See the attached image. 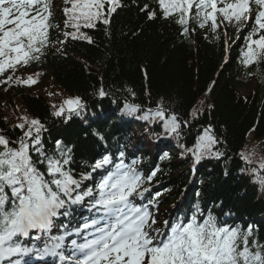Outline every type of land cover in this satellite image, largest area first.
<instances>
[{
  "label": "trees",
  "instance_id": "trees-1",
  "mask_svg": "<svg viewBox=\"0 0 264 264\" xmlns=\"http://www.w3.org/2000/svg\"><path fill=\"white\" fill-rule=\"evenodd\" d=\"M145 5L147 9L141 11ZM59 6L51 8L54 26L49 30L51 43L46 54L39 62L15 72L22 78L27 76L18 72L38 73L37 83H0V130L13 142L11 146L15 147L22 135L16 127L20 117L39 118L47 129L42 133L45 149L51 154L57 140L71 147L70 167L79 180L98 156V141L112 144L118 132L108 117H101L104 123L95 121L87 129L77 118L64 121L52 115V105L61 95L80 96L88 103L86 107L95 108L97 114L108 111H99L101 105L122 110L126 103L139 105L137 113L144 114V110L154 109L162 101L181 122L179 135L173 133L170 138L184 152L181 158L174 154L161 157V172L151 182L160 179L173 189L160 197V207L165 210L182 184L189 181L192 149L201 127L211 125L219 141L212 151L223 155H201L202 161L192 177L196 178L194 185L183 204L188 207L199 189L205 201L218 202L235 216L249 218L239 229L247 231L251 227L252 238L264 243V183L251 172L264 159V61L247 68L241 63L252 23L246 27L224 23L218 29V38L207 28L192 23L195 31L185 36L174 19L163 18L157 0H121L109 25L97 23L95 28L81 29L94 43L69 37L61 45L58 41L65 40V16ZM152 11L156 16L149 19ZM58 48L62 51L58 52ZM4 78L0 76V80ZM250 79L255 81L254 88L241 95L240 86ZM101 88L107 95L97 99ZM241 153L249 156L251 165L241 158ZM32 156L40 159L34 152ZM38 167L44 171L42 165ZM198 178H202L199 185L195 183ZM6 191L10 197V189Z\"/></svg>",
  "mask_w": 264,
  "mask_h": 264
},
{
  "label": "snow or ice",
  "instance_id": "snow-or-ice-1",
  "mask_svg": "<svg viewBox=\"0 0 264 264\" xmlns=\"http://www.w3.org/2000/svg\"><path fill=\"white\" fill-rule=\"evenodd\" d=\"M64 3L65 40L58 41L61 45L69 37L94 43L81 29L95 28L97 23L109 25L113 13L121 6V0H64ZM157 3L163 18L174 19L185 36L195 31L192 23L207 28L213 35L218 34L224 23L243 27L252 23L245 37L241 63L247 68L264 61V0H157ZM155 16V11L148 13L149 19ZM51 18V0H0V76L5 77L0 83L25 86L37 83L38 73L22 78L15 76V72L39 62L46 54L51 43L49 30L54 26ZM9 72L12 74L5 76ZM98 94L107 95L103 88ZM52 107L55 108L52 115L67 120L79 115L86 104L77 95L67 96L59 106ZM124 110L135 113L141 109L139 105L126 103ZM141 118L162 121L169 134L179 135L181 122L162 101L154 109L144 110ZM20 121L16 127L22 130V135L15 147L0 134V260L7 258V264H21L33 252L38 256L51 253L63 257L65 239L75 236L70 246L72 256L77 257L76 264H264V243L252 238L251 227L241 231L211 213L205 216L199 205L194 206L190 217L173 222L166 231L153 229L155 219L150 205L137 206L133 201L148 191L143 185L152 181L155 171L145 177L134 166L136 162L125 165L121 159L114 163L110 155L104 154L90 165L91 172L82 174L78 180L70 167L72 148L57 140L55 151L49 154L42 140V133L47 131L45 124L39 118L27 116L20 117ZM218 142L209 125L192 149L196 160L204 153L223 155L212 151ZM33 152L40 157L38 161L33 159ZM120 155L123 157V153ZM241 158L252 164L248 155L241 153ZM251 172L264 183V159ZM94 174H99L100 179L83 190L82 181ZM85 199L89 200L90 216L72 232L64 227L60 234L48 235L55 228V219L69 214L64 211L66 206ZM32 231H37L39 237L47 236L43 249L29 248L20 242ZM23 264L28 262L25 260Z\"/></svg>",
  "mask_w": 264,
  "mask_h": 264
},
{
  "label": "rangeland",
  "instance_id": "rangeland-1",
  "mask_svg": "<svg viewBox=\"0 0 264 264\" xmlns=\"http://www.w3.org/2000/svg\"><path fill=\"white\" fill-rule=\"evenodd\" d=\"M255 86V81L253 79H250L247 83L240 86L239 93L241 95H247L249 91H251Z\"/></svg>",
  "mask_w": 264,
  "mask_h": 264
}]
</instances>
